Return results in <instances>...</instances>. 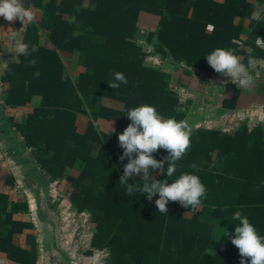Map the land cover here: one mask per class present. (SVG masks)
<instances>
[{
  "label": "trees",
  "instance_id": "1",
  "mask_svg": "<svg viewBox=\"0 0 264 264\" xmlns=\"http://www.w3.org/2000/svg\"><path fill=\"white\" fill-rule=\"evenodd\" d=\"M254 1L48 0L44 5L42 0H25V7L44 11L33 34L44 31L46 46L38 44L37 52L20 56L7 68L4 104L24 106L32 94L41 95L40 106L16 128L33 146L40 168L52 180L71 183L69 196L77 210L91 212L92 245L109 250L100 264H240L230 236H222L224 228L234 235L236 211L264 236V140L256 138L247 146L245 128L233 135L193 131L191 147L173 177L164 169L154 179L171 182L182 172L196 174L206 186V197L195 209L169 202L168 213L161 214L155 206L158 194L151 201L144 194L127 196L119 185L127 159L119 161L123 150L117 139L130 123L125 116L130 108L149 104L162 116L177 117L178 99L168 75L146 65L147 53L135 40L139 17L156 19L155 52L173 63L217 74L206 55L233 46L246 24L252 27V39L264 30L252 16ZM31 29L27 27V37ZM26 41L31 45V37ZM73 52L78 53L75 78L63 59ZM235 54L244 55L242 63L247 64L245 51ZM30 59L37 61L35 66L28 64ZM115 72L124 73L128 83L111 89L108 82ZM214 151L218 158L212 163ZM167 154L162 149L153 155L160 160ZM142 178L128 182L142 185ZM15 227L10 236L0 237V250L34 264V240L30 236L28 247H18Z\"/></svg>",
  "mask_w": 264,
  "mask_h": 264
},
{
  "label": "crops",
  "instance_id": "2",
  "mask_svg": "<svg viewBox=\"0 0 264 264\" xmlns=\"http://www.w3.org/2000/svg\"><path fill=\"white\" fill-rule=\"evenodd\" d=\"M254 2L256 6L252 16L257 21L256 24L264 26V2ZM256 9L259 11L255 16ZM9 27L15 31L21 25L19 21L10 24L0 17V59L9 63L5 67L0 62V99L3 101L0 104V237L10 236L11 227L15 225L19 234L14 237V243L18 247H28L27 239L30 236L35 242L34 264H62L66 257L64 250L67 238L70 235L65 232L67 228L62 227L63 222L57 213V199L70 204L71 183L65 178L52 180L37 164L33 146L25 143L16 128L17 122L25 121L27 114L40 106L41 95L32 94L30 101L24 106L10 107L4 104V74L11 64L19 61L15 53H9L14 48V40L7 32ZM26 29L27 27L18 32L17 37L25 43H29L26 39L31 37L30 48L38 44L46 46V37L33 34L32 29L27 37ZM251 30L252 27L246 24L243 37L239 39L241 44L232 41L233 46L229 49H242L247 53V49L251 48L255 52V59L264 62V49L256 44V37L252 39ZM257 36L264 39V30ZM140 40L139 43L147 53L146 65L159 68L168 75L169 84L178 99L177 117H163L175 118L177 121L187 120L192 132L205 129L233 135L240 134V130L245 128L246 145L249 147L256 138L264 140V66L258 63L257 67L251 70L253 86L240 88L219 73H210L185 63H173L169 57L154 51L150 53L148 43L144 39ZM239 57L242 62L244 55ZM63 59L75 78L78 53L73 52ZM224 80H228L226 88L211 84L222 86L221 81ZM181 90L183 92H180ZM249 109L252 111L248 117L246 111ZM217 158L218 154L214 151L212 163H215ZM0 264L23 263L0 250Z\"/></svg>",
  "mask_w": 264,
  "mask_h": 264
},
{
  "label": "clouds",
  "instance_id": "3",
  "mask_svg": "<svg viewBox=\"0 0 264 264\" xmlns=\"http://www.w3.org/2000/svg\"><path fill=\"white\" fill-rule=\"evenodd\" d=\"M0 17L10 24L19 21L21 25L18 30L14 31L9 27L7 31L14 40V48L9 53H15L19 58L31 56L38 51L36 45L30 48L29 44L17 37L18 32L23 31L35 20L32 6L25 7L22 0H0ZM256 44L264 46V39L256 36ZM247 54V64L242 63L235 51L229 48H215L204 58L216 73L230 78L231 83L237 87L248 88L254 84L251 70H254L258 63L264 66V62L255 59L254 50L251 48L247 49ZM0 62L5 67L9 64L2 59ZM36 63L35 59L28 60L29 65L35 66ZM113 75L114 79L108 82L111 89H118L121 84L128 83L124 73L115 72ZM211 84L218 88H226L228 80L221 81L222 86ZM125 116L130 123L118 134L117 139L119 147L123 150L119 161L123 164L127 159V163L123 164V173L119 177V185L125 187L127 196L144 194L147 200L151 201L158 194L155 206L161 214L168 213L169 202H178L186 209L199 207L202 198L206 197L207 189L198 175L182 172L171 182L168 179H154V174L164 169L168 178H172L177 172V162L184 157L192 143V128L188 121L165 118L149 104L130 108ZM160 149L168 154L157 160L153 154ZM190 167L197 166L192 164ZM140 174L143 177L142 185L128 182L130 178ZM232 219L239 221L234 227V235L229 234L227 228H224L222 236H230L231 244L239 251L240 264H264V236L258 233L249 218L240 211L234 212Z\"/></svg>",
  "mask_w": 264,
  "mask_h": 264
},
{
  "label": "rangeland",
  "instance_id": "4",
  "mask_svg": "<svg viewBox=\"0 0 264 264\" xmlns=\"http://www.w3.org/2000/svg\"><path fill=\"white\" fill-rule=\"evenodd\" d=\"M47 1L48 0H42L44 5ZM22 2L25 5V0H22ZM32 10L35 15V20L26 27H32V31L36 33L37 30H39L38 19L42 17L44 11L41 8ZM155 20L156 19L153 16H140L137 24L138 31L135 36V40L138 43L140 38L142 41L144 39L148 43V46L151 48L150 53L156 48V41L152 38L155 29ZM39 35L46 37L45 32L42 30L39 32ZM144 46L146 47V45ZM146 49H148V47H146ZM51 114L52 113H50V115ZM58 202L57 213L59 217L64 215L62 210L66 209L65 213L70 214V220H74L71 226H69L65 231L70 236L67 238V245L65 246L66 250H64L66 257L63 259L64 262L62 264H100L105 258H107L109 250L106 247L98 248L92 245V238L95 233V222L92 221L91 212L87 210L78 211L76 205L71 200L70 204L65 203L64 201L61 202L57 199V203ZM62 227H64V224ZM63 233L64 232H62V234ZM73 250L76 251V254L73 253Z\"/></svg>",
  "mask_w": 264,
  "mask_h": 264
},
{
  "label": "built area",
  "instance_id": "5",
  "mask_svg": "<svg viewBox=\"0 0 264 264\" xmlns=\"http://www.w3.org/2000/svg\"><path fill=\"white\" fill-rule=\"evenodd\" d=\"M207 28L209 30H211L212 29V26L211 25H208ZM233 42L236 43V44H238V45L241 44V41L239 39H233ZM255 42H256V40H255ZM258 46H260L262 49H264V46H262V45H258ZM228 80L231 82L230 78H228ZM180 92H183V90H181ZM2 103H3V101L0 99V104H2ZM251 111H252L251 109L247 110L246 111V116L249 117V114L251 113ZM65 211H66V209L65 210H62V213L64 215H62L61 219H62V222L64 224V227L68 228L69 226H71V224L74 222V220L73 219L70 220V218H69V215L70 214L69 213H65ZM73 251H74L73 253L76 254V251L75 250H73Z\"/></svg>",
  "mask_w": 264,
  "mask_h": 264
},
{
  "label": "water",
  "instance_id": "6",
  "mask_svg": "<svg viewBox=\"0 0 264 264\" xmlns=\"http://www.w3.org/2000/svg\"><path fill=\"white\" fill-rule=\"evenodd\" d=\"M258 11H259V9H256V10H255V14H254L255 16L257 15V12H258ZM140 176H142V174H140Z\"/></svg>",
  "mask_w": 264,
  "mask_h": 264
}]
</instances>
